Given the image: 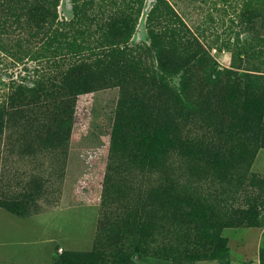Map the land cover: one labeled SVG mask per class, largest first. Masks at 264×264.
Wrapping results in <instances>:
<instances>
[{
  "label": "rangeland",
  "instance_id": "1",
  "mask_svg": "<svg viewBox=\"0 0 264 264\" xmlns=\"http://www.w3.org/2000/svg\"><path fill=\"white\" fill-rule=\"evenodd\" d=\"M44 2L53 5L50 28L56 35L48 40L60 41L59 52L41 65L15 63L11 53L29 33H17V28L0 36V117L13 83L26 78L31 86L36 70L42 79L56 77L62 88L59 100L68 108L71 135L58 149L32 153L20 151L13 133L0 135V202L16 199L30 178L43 179L41 193L25 210L12 213L0 206V264H54L61 251H94L102 264H223L192 261L210 247L205 232L188 219L209 218L213 197L222 206L214 207L216 220L228 217L231 208L250 206L264 216V133L254 134L256 149L248 164L234 150L220 147L227 137L234 143L243 135L237 126L241 110L230 108V114L223 91L208 81L209 66L215 62L264 77V0H14L6 6L21 10ZM168 12L175 15L168 22L181 39L175 48L182 63L175 75L161 73L152 48L145 49L151 21L163 22L164 15L168 20ZM19 22L24 25V18ZM127 27L131 46L143 48L140 83L151 76L155 82L134 89L144 92L142 100L152 113L157 102L163 103L175 122L173 148L149 169L132 158L127 164V151L137 152L142 142L134 134L127 142V102L133 90L127 82L111 81L106 71L114 59H127ZM187 38L199 45L197 52L186 53ZM106 46L118 54L107 53ZM80 75H86L88 85L77 84ZM258 92L264 97V79ZM167 175L175 182L172 201L158 195L155 186ZM133 217L139 219L127 232ZM219 235L229 249L228 264H264V225L226 227ZM114 242L124 256L109 250Z\"/></svg>",
  "mask_w": 264,
  "mask_h": 264
},
{
  "label": "trees",
  "instance_id": "2",
  "mask_svg": "<svg viewBox=\"0 0 264 264\" xmlns=\"http://www.w3.org/2000/svg\"><path fill=\"white\" fill-rule=\"evenodd\" d=\"M13 3L14 0H3V3L0 0V36L10 35L17 28V33L21 30V32H28L29 35L21 42L16 43L17 50L14 53H11V51H8V53L12 54L15 63H20L24 60L35 61L39 65L43 61L48 63V60L50 61V59L56 57L60 46V41L55 45V43L52 44L48 40V37L50 38L52 34L53 37L56 35V31L50 28L53 20H55L53 5L51 7L48 2H44L38 6L35 5L21 10H12L6 6V4ZM12 11H19L20 13H12ZM166 16L169 19L167 20L164 15L163 22H156V17L153 19L154 24L151 21V28L148 32L150 45L145 49L149 50L152 48L157 60V68L161 73L175 75L181 68L180 64L182 63V59L176 53L175 48L176 43L178 41L181 42V39L177 38L175 26L168 22L175 15L168 12ZM20 17L24 18V25L19 22ZM130 31L131 29L127 27V42L123 44L127 45V59L120 63L114 59L107 66L106 71L108 73L107 76L113 79L111 81L116 82L119 86L127 82V87L129 86L133 90V92L129 93L131 97L127 102V142L132 138V134L136 137H141L142 142L138 145L137 152L127 151V164L132 158L136 159L141 167L146 165L149 169V166H153L154 163L155 167H158L159 161L164 159L169 150L173 148L176 141L174 136L175 122L174 117L166 111V113L164 112L163 103L157 102L156 112L155 114L152 113L150 106L146 105L142 100L143 95L141 94H144V92L134 89L139 84L148 86L152 84V81L153 84L155 82L154 77L151 76L143 83H140L141 77L137 74V68L141 63L139 55L143 48L139 45H135L136 47L131 46ZM178 34L182 35L181 31H178ZM192 40L194 42L193 37ZM193 42L189 41L188 38L184 40L183 47L186 48V53L197 52L198 44L195 45ZM106 47H108L107 53L118 54L116 48ZM106 49L104 48L103 50ZM119 53H122V51L119 50ZM60 54L62 57L65 56V53ZM193 58H196L195 55L190 59ZM180 60L181 62L178 65ZM199 62L200 57H197L195 64H199ZM209 68L211 73L208 81L214 87L219 86L221 88L224 93L225 104L229 108L228 111L233 107L234 110H241L242 123L237 126H240L241 134H246V137L240 135L234 143H228L230 138L227 137L226 142L220 147H225L229 153L234 150L238 154V158L245 160L248 164L255 154L256 143L253 141L254 134L256 132L264 133V97L259 96L258 92L263 84L264 77L238 73L232 69L222 68L215 62ZM36 72L38 71L35 70V78L30 82L31 86L28 85L26 78H22L18 83H13L14 91L8 95V101L3 107L2 118L0 117V135H3L5 131L16 135L22 153L58 149L67 144L71 135L72 121L67 115L68 108L59 100L62 95V88L56 84V77L42 79V75L38 76ZM77 84L83 87L88 85L86 83V75H80ZM160 114L161 122L159 123ZM230 114L233 115L231 111ZM185 145L187 148L192 149L189 139L185 141ZM231 178L230 176L228 181ZM41 182H43L41 177L30 178L23 183L24 189L17 195L16 199L5 203L0 202V206L5 207L12 213L18 212L21 207L25 210L28 203L41 193ZM155 186L161 192V194H157L162 195L164 200L172 201L174 199L175 182L170 175L164 177L160 182H156ZM216 191L217 189L214 193ZM211 202L212 206H208L209 218L196 217L195 219H188L191 222L190 224L205 232L209 239L210 247L204 254L197 258H192V261L216 260L223 264H228L229 249L224 245V239L219 235V231L222 228L241 225L263 226L264 216H258L254 210L255 208L250 206L245 209L231 208L228 217L216 220L217 214L214 207H216V203H219V208L222 206L214 197ZM236 216L239 219L236 223H233L232 218ZM138 219V217H133L132 220H127V232L133 228L132 222H136ZM116 244L114 242L110 245L114 248L111 249L110 247L109 250L117 257H120L122 255L121 250ZM54 264H102V259L94 251L88 253L61 251L57 253Z\"/></svg>",
  "mask_w": 264,
  "mask_h": 264
}]
</instances>
